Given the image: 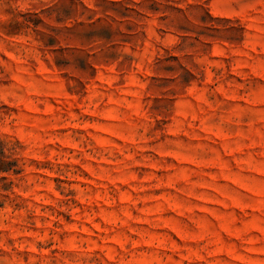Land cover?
<instances>
[{
  "label": "rangeland",
  "instance_id": "1",
  "mask_svg": "<svg viewBox=\"0 0 264 264\" xmlns=\"http://www.w3.org/2000/svg\"><path fill=\"white\" fill-rule=\"evenodd\" d=\"M0 264H264V0H0Z\"/></svg>",
  "mask_w": 264,
  "mask_h": 264
}]
</instances>
